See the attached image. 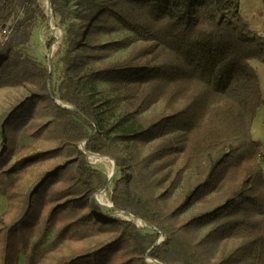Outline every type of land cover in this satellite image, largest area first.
Returning <instances> with one entry per match:
<instances>
[{"label": "trees", "instance_id": "trees-1", "mask_svg": "<svg viewBox=\"0 0 264 264\" xmlns=\"http://www.w3.org/2000/svg\"><path fill=\"white\" fill-rule=\"evenodd\" d=\"M18 1L24 16L0 44V77H21L33 96L51 99L60 140L12 161L4 122L0 174L11 177L34 162L61 154L67 158L21 194L10 221L0 214L1 264H15L17 235L24 244L37 235L33 224L46 191L54 198L69 197L66 203L85 209L75 223L82 232H117L114 241L81 250L58 264H129L130 260L147 264L146 256L162 264H264V170L261 144L252 135L264 97L251 65L252 60L264 62V35L242 15L240 0H76L74 12L71 0H50L61 22L73 16L80 20L77 31L73 26L67 29L64 78L58 88L67 93L62 99L73 107L58 103L48 90L53 65L45 70L18 50L31 37L35 18H47L39 0ZM15 2L0 0V29L10 21ZM116 25L142 44L122 59L102 60V51L119 45L101 39ZM53 42L51 37L48 49ZM143 57L145 63L136 62ZM113 74L129 107L126 115L134 123L128 131L109 136L98 126L92 89ZM160 100L163 106L145 115ZM152 140L138 156H128L115 142L147 145ZM87 154L115 161L121 176L114 182L112 209L141 219L146 229L155 231L152 237L133 221L106 214L97 203L95 194L104 186V176L88 164ZM176 155L180 156L176 177L183 185L168 203L164 164L168 156ZM63 176L65 184L55 188ZM55 210L47 214L48 222ZM160 236L164 239L158 243ZM44 240L37 236L34 249ZM226 240L234 247L229 251L221 247L215 255L210 245ZM120 241L132 247L135 259L124 260L116 247ZM107 255L109 262L100 263Z\"/></svg>", "mask_w": 264, "mask_h": 264}, {"label": "rangeland", "instance_id": "rangeland-1", "mask_svg": "<svg viewBox=\"0 0 264 264\" xmlns=\"http://www.w3.org/2000/svg\"><path fill=\"white\" fill-rule=\"evenodd\" d=\"M15 3L10 21L0 29V44L9 36L11 27L24 16L21 2L16 0ZM39 3L47 18H41L40 16L35 18V26L31 37L21 44L18 50L30 56L44 69H49V64L52 69L53 65L52 80L48 85V90L53 93L58 103L73 107L71 103L62 99L63 94L67 93H64V91L59 92L58 88L64 78L62 57L66 49L65 38L67 29L73 26L74 30L77 31L80 26V20L73 16L69 21L63 23L60 21V17L55 15L53 10L51 11L50 0H39ZM70 6L72 12H74L76 10V0H71ZM240 6L242 12H244L247 9L246 0H240ZM51 37H54V42L51 48L48 49L47 42ZM101 39L104 43L114 41L119 44L117 47H113L116 44L109 45L112 47L108 46L109 48L106 51L101 52L102 60L105 61L122 59L131 49L142 44L130 31L121 25H116L110 32L102 34ZM159 59L160 57H157L156 61ZM52 61L53 64H51ZM136 62L143 64L146 62V57ZM95 63L97 64L98 60ZM20 78L0 77V138L2 136L1 126L5 122V133L8 136L7 144L12 147V161L36 151L53 147L60 140L59 131L53 121L51 99L33 96L30 93V89L21 80L23 78ZM32 88H34V85H32ZM119 91V84H117V78L114 74L99 81L92 89V101L97 113L98 126L106 130L109 136L114 135L118 131H128L134 123V119L126 115L129 107L119 95ZM162 102L160 100L145 115L148 116L158 111L163 106ZM120 118L123 120H120ZM115 142L128 156H138L142 152L145 153L155 140L148 141L147 145L143 143L127 145L121 141ZM97 156L99 155L87 154L86 156L88 164L104 176V186L95 194L97 203L104 208L106 214L133 221L143 234H146L148 238L152 237L151 234L155 231L146 229L144 222H140L141 219L139 220L130 214L112 209L111 193L114 182L121 176V172L112 158L113 162L110 163L114 166L110 169L111 165L99 163L96 159ZM66 158L67 155L61 154L54 158L34 162L22 174L11 177L0 174V185H2L0 187V214H4L6 221H10L16 214L21 202L20 199L23 197L21 194H25L34 184L39 182L46 171L56 164L64 163ZM179 167L180 156H168L164 164L165 172L167 173L165 184L170 185L169 193L167 198H165L168 203L176 198L183 185V181L178 180L176 177V171ZM158 175L159 173L156 176ZM63 184H65V176H63L62 181L55 183V188H60ZM157 191H162V188H158ZM68 198H54L47 191L44 193L39 202L40 211L33 224V227L37 229V235L29 238L26 244L22 242L20 235L15 238L14 249L17 253L15 264H58L62 259L69 258L81 250L110 243L116 239L117 232L115 231L89 229L82 232L77 229L76 220L86 211L79 207L78 203H72L71 201L66 203ZM55 207L56 210L48 222L47 214ZM204 228L205 226L201 227V231ZM39 235L44 237V244L35 250L33 244ZM163 239L164 236H160L158 243ZM113 244L114 242L111 245ZM215 244L216 246L210 245V249L213 250L215 255L220 253L221 247L227 251L234 247V243L231 240L216 242ZM116 247L124 253V260L128 258L135 259L132 247L125 244V242H118ZM1 248L0 243V264ZM107 257L108 255L99 262L102 263L106 259L109 262ZM146 262L147 264H162L149 256H146ZM86 264H94V262L88 261ZM129 264L139 263L136 260H130Z\"/></svg>", "mask_w": 264, "mask_h": 264}, {"label": "crops", "instance_id": "crops-1", "mask_svg": "<svg viewBox=\"0 0 264 264\" xmlns=\"http://www.w3.org/2000/svg\"><path fill=\"white\" fill-rule=\"evenodd\" d=\"M247 9L244 12L240 11L242 15L251 23V26L264 35V1L263 0H246ZM251 65L256 69L261 90L264 97V62L259 60H252ZM252 135L254 139L260 142V152H261V163L264 170V105L258 110L257 116L255 118Z\"/></svg>", "mask_w": 264, "mask_h": 264}, {"label": "bare ground", "instance_id": "bare-ground-1", "mask_svg": "<svg viewBox=\"0 0 264 264\" xmlns=\"http://www.w3.org/2000/svg\"><path fill=\"white\" fill-rule=\"evenodd\" d=\"M96 159H97V161L99 162V163H105V164H110L111 165V163L113 162L112 161V159L110 158V157H105V156H97L96 157ZM111 162V163H110ZM113 166L114 165H111V167H109L110 169H112L113 168ZM111 205H112V203H110ZM127 216H129V215H127ZM140 220V219H139ZM140 222H142V220H140Z\"/></svg>", "mask_w": 264, "mask_h": 264}, {"label": "built area", "instance_id": "built-area-1", "mask_svg": "<svg viewBox=\"0 0 264 264\" xmlns=\"http://www.w3.org/2000/svg\"><path fill=\"white\" fill-rule=\"evenodd\" d=\"M53 9L51 8V11H52ZM55 28V27H54ZM5 32H6V30H4Z\"/></svg>", "mask_w": 264, "mask_h": 264}]
</instances>
